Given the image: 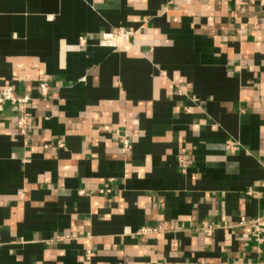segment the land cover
<instances>
[{"label": "crops", "instance_id": "1", "mask_svg": "<svg viewBox=\"0 0 264 264\" xmlns=\"http://www.w3.org/2000/svg\"><path fill=\"white\" fill-rule=\"evenodd\" d=\"M6 85L0 264H264V0H0Z\"/></svg>", "mask_w": 264, "mask_h": 264}, {"label": "built area", "instance_id": "2", "mask_svg": "<svg viewBox=\"0 0 264 264\" xmlns=\"http://www.w3.org/2000/svg\"><path fill=\"white\" fill-rule=\"evenodd\" d=\"M134 31L127 30L123 27H118L110 32H107L103 34L100 44L105 46H110L113 48H119L125 43L129 42L132 35H134ZM39 91L40 95L42 97H46L49 94L50 91V82L45 77L39 84ZM31 97L29 95L19 96L17 95L16 88L13 85H6L2 88L0 92V106L5 101H9L12 104H15L18 106L19 109L26 108L27 103L30 101ZM29 122L28 119L24 114H20V116L17 119L16 127L18 128V131L21 135H25L27 132ZM56 145L58 147H63L64 142L63 141H57ZM121 147L124 151L129 150L130 148V141L126 137H121ZM238 225H250L253 228V237L254 240L258 243L263 241L264 237V226L261 225L260 219H241L238 223ZM155 230L151 227H143L141 229V232H149Z\"/></svg>", "mask_w": 264, "mask_h": 264}]
</instances>
